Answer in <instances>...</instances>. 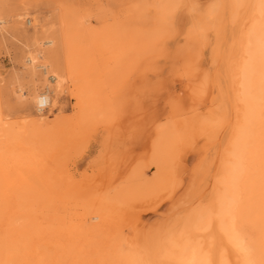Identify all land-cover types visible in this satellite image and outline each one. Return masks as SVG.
<instances>
[{"label":"rangeland","instance_id":"obj_1","mask_svg":"<svg viewBox=\"0 0 264 264\" xmlns=\"http://www.w3.org/2000/svg\"><path fill=\"white\" fill-rule=\"evenodd\" d=\"M185 1L0 0V249L16 245L18 264L115 263L125 211L179 181L180 155L210 125L202 96L217 67L201 66L217 27L210 5L197 0L180 35ZM256 54L247 86L262 95ZM250 119L236 187L260 200L264 127L254 119L250 132ZM109 167L115 182L96 184Z\"/></svg>","mask_w":264,"mask_h":264},{"label":"bare ground","instance_id":"obj_2","mask_svg":"<svg viewBox=\"0 0 264 264\" xmlns=\"http://www.w3.org/2000/svg\"><path fill=\"white\" fill-rule=\"evenodd\" d=\"M200 2L203 6L210 5L208 7L217 26L213 43L211 42L210 60L208 63L206 61L207 66L201 63L208 70L211 65L217 64H214L217 66L214 70L207 72L209 79L202 96L204 107L201 116L208 118L210 125L200 136H193L189 149L179 154V181L166 193L152 198V201L136 204L137 206L125 211L124 219L116 232V264H264V199H242L236 187L241 171L238 167L241 160L239 151L242 148V139L248 133L244 131V126L251 118L248 127L250 132L256 130V124L264 127V115L261 111L264 105H258V98L264 104V91L260 92L263 93L262 97L257 94L256 85H249L250 88L247 86L252 70L248 61L263 50L264 0ZM196 4L197 0L196 3L194 0H186L185 7L177 13L180 35L186 29L187 20L190 21L193 17ZM250 44L253 45L248 48ZM209 45L210 43L205 46ZM263 74H260L261 77ZM39 102L43 104L48 101L40 99ZM43 119L40 118L39 122ZM254 119L257 120L255 125ZM254 149L255 145L252 150ZM97 157L96 162H99L103 156ZM119 167L126 168L122 163ZM112 173L114 172L110 167L100 168L96 176L95 173L92 176L95 177L96 184H113L116 177ZM146 213L152 214L151 217H144ZM240 218L249 224L246 231L240 229L241 225L238 227ZM161 220L164 222L160 223ZM10 245L6 250L0 249V264L19 263L22 252L17 251L16 245ZM47 245L46 242V247ZM25 246L24 249L21 248L27 251L29 247L26 249ZM38 261L40 260L37 259Z\"/></svg>","mask_w":264,"mask_h":264}]
</instances>
